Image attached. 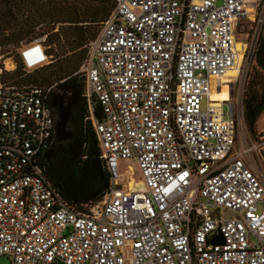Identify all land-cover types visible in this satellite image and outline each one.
Returning <instances> with one entry per match:
<instances>
[{
  "label": "built area",
  "instance_id": "1",
  "mask_svg": "<svg viewBox=\"0 0 264 264\" xmlns=\"http://www.w3.org/2000/svg\"><path fill=\"white\" fill-rule=\"evenodd\" d=\"M263 22L264 0H114L75 71L108 175L94 202L64 200L44 174L54 84L0 81V256L264 264V140L240 128ZM44 39L16 48L24 71L33 69L21 53L35 42L47 56L36 68L48 62ZM230 71L229 98H211Z\"/></svg>",
  "mask_w": 264,
  "mask_h": 264
},
{
  "label": "trees",
  "instance_id": "2",
  "mask_svg": "<svg viewBox=\"0 0 264 264\" xmlns=\"http://www.w3.org/2000/svg\"><path fill=\"white\" fill-rule=\"evenodd\" d=\"M113 3L114 0H0V46H10L4 57H10L15 63L9 71L0 61L1 79L9 84H54L49 97L53 133L41 154V164L45 176L64 200L76 205L100 199L107 186L108 175L86 118L82 82L75 71L86 53L81 46L96 35L99 23L106 18ZM25 12L30 16L23 18ZM46 16L49 22L60 24L55 31H51L54 29L51 27L40 33L51 31L46 34L50 58L46 64L25 73L16 48L33 37L35 26ZM60 35L64 40L61 41ZM66 46L79 49L65 54ZM263 48L264 33L257 38L252 54L257 66L264 71ZM242 105L243 116L252 128V123L264 110V79L247 80ZM93 112L99 117L96 106Z\"/></svg>",
  "mask_w": 264,
  "mask_h": 264
},
{
  "label": "rangeland",
  "instance_id": "3",
  "mask_svg": "<svg viewBox=\"0 0 264 264\" xmlns=\"http://www.w3.org/2000/svg\"><path fill=\"white\" fill-rule=\"evenodd\" d=\"M63 1H66V2H71V1H76V0H63ZM30 14L28 12H25L24 15H23V18H26V17H29ZM49 17H45L44 19L40 20L38 22V24L35 26L34 28V33L32 34V38L36 37V36H41L43 35L44 36V43H48L47 42V38H46V34L50 33L51 31H55L57 29V26H59L58 24H53L51 22H49ZM242 28L243 26H245V22L242 21ZM63 27L65 26L64 24H61ZM51 27H54L53 30L49 31L48 33H45V34H40L41 32H46L48 31ZM7 31H5L6 33ZM264 33V22L261 26V29L259 31V34H258V38L263 35ZM240 35V37H238L237 39H241L242 38V35L241 33H238ZM60 39L61 41L64 40L63 36L60 35ZM90 39H88L87 41H89ZM86 44L87 42H85L81 47L82 48H85L86 49ZM10 48L9 45H6V46H0V61H2V65H3V68L5 70H9L11 71L14 67H15V63L14 61L11 59V58H8V57H4V54L6 52V50H8ZM64 49V53L65 54H69V53H72L74 51H77L79 48L78 47H65L63 48ZM263 51H264V48H263ZM50 58V57H49ZM25 73H28L27 71H24ZM234 75V72L230 73L228 76H233ZM81 78V77H80ZM248 79H252V80H255L256 82H259L261 81L262 79H264V71L262 69H260L254 58H251L248 66H247V69H246V73L244 75V78H242V81H243V91H244V94H245V90H246V85H247V80ZM4 81L5 79H1V76H0V81ZM1 81V82H2ZM220 81V80H219ZM224 82H228V80L224 81ZM4 83H8V81H4ZM22 85H30V84H22ZM241 129H245L248 134L250 135V137L252 139H263L264 140V110L257 116V118L254 120V122L252 123V128H249V125H248V122L246 121L245 117H243V122L240 126ZM262 159L264 160V145L262 147ZM258 207H260V205H258ZM226 214H230L229 211L226 212ZM0 264H10L9 263V260L6 256H0Z\"/></svg>",
  "mask_w": 264,
  "mask_h": 264
},
{
  "label": "clouds",
  "instance_id": "4",
  "mask_svg": "<svg viewBox=\"0 0 264 264\" xmlns=\"http://www.w3.org/2000/svg\"><path fill=\"white\" fill-rule=\"evenodd\" d=\"M25 65L29 69H34L38 65L43 64L47 60V56L45 55L44 48L40 45L39 42H35L32 47L26 48L21 53Z\"/></svg>",
  "mask_w": 264,
  "mask_h": 264
},
{
  "label": "bare ground",
  "instance_id": "5",
  "mask_svg": "<svg viewBox=\"0 0 264 264\" xmlns=\"http://www.w3.org/2000/svg\"><path fill=\"white\" fill-rule=\"evenodd\" d=\"M230 73H232V71L228 72L227 75L221 76L219 77L220 80V84L221 87L219 90H212L210 97L215 99V100H224V99H228V95L225 89V86L227 87H231L232 86V77L233 76H228ZM228 80V82H224Z\"/></svg>",
  "mask_w": 264,
  "mask_h": 264
},
{
  "label": "water",
  "instance_id": "6",
  "mask_svg": "<svg viewBox=\"0 0 264 264\" xmlns=\"http://www.w3.org/2000/svg\"><path fill=\"white\" fill-rule=\"evenodd\" d=\"M218 236H219V235L212 237V238L210 239V241H211V242H215V241H219V242H221L220 237H219V240H216V239H215V238H217Z\"/></svg>",
  "mask_w": 264,
  "mask_h": 264
}]
</instances>
